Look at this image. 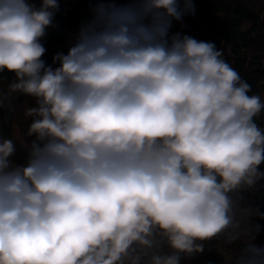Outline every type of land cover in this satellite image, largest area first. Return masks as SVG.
<instances>
[{
	"label": "clouds",
	"instance_id": "1",
	"mask_svg": "<svg viewBox=\"0 0 264 264\" xmlns=\"http://www.w3.org/2000/svg\"><path fill=\"white\" fill-rule=\"evenodd\" d=\"M89 2L48 64L60 0H0V107L35 102L23 163L0 135V264H181L218 237L264 264V213L236 214L264 181V100L215 42L172 32L195 0Z\"/></svg>",
	"mask_w": 264,
	"mask_h": 264
},
{
	"label": "trees",
	"instance_id": "2",
	"mask_svg": "<svg viewBox=\"0 0 264 264\" xmlns=\"http://www.w3.org/2000/svg\"><path fill=\"white\" fill-rule=\"evenodd\" d=\"M94 5L89 0H60V10L54 18L55 27L48 29L43 43L47 52L43 59L51 64L52 56L58 51L67 52L70 43L65 42L67 33L78 31L82 23L91 18ZM195 15H187L182 22H173L172 32H182L198 40L213 41L218 49L224 50V59L251 85L250 95H260L264 100V0H195ZM14 79L12 73L0 74V93L7 96L8 85ZM11 102L13 110L7 105ZM0 107V135L12 139L17 146L16 163H23L31 138L26 132L31 122L24 115L25 108L34 106L31 97L6 98ZM264 127V113L257 118ZM264 170V166H262ZM243 199L237 208L240 229L247 227L243 208H258L264 213V181L255 189L242 193ZM253 225L260 226L253 233L254 243L264 247V218L253 216ZM242 241L229 244L226 237L210 240L202 254L184 257L181 264H215L219 252L233 257Z\"/></svg>",
	"mask_w": 264,
	"mask_h": 264
},
{
	"label": "crops",
	"instance_id": "3",
	"mask_svg": "<svg viewBox=\"0 0 264 264\" xmlns=\"http://www.w3.org/2000/svg\"><path fill=\"white\" fill-rule=\"evenodd\" d=\"M232 257L225 254L224 252H219L215 264H230Z\"/></svg>",
	"mask_w": 264,
	"mask_h": 264
},
{
	"label": "rangeland",
	"instance_id": "4",
	"mask_svg": "<svg viewBox=\"0 0 264 264\" xmlns=\"http://www.w3.org/2000/svg\"><path fill=\"white\" fill-rule=\"evenodd\" d=\"M77 31H73V32H69L67 33L66 37H65V42L66 43H71L75 34H76Z\"/></svg>",
	"mask_w": 264,
	"mask_h": 264
},
{
	"label": "water",
	"instance_id": "5",
	"mask_svg": "<svg viewBox=\"0 0 264 264\" xmlns=\"http://www.w3.org/2000/svg\"><path fill=\"white\" fill-rule=\"evenodd\" d=\"M51 63H52V61H51Z\"/></svg>",
	"mask_w": 264,
	"mask_h": 264
}]
</instances>
